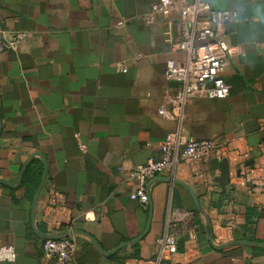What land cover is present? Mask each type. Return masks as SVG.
<instances>
[{"label":"crops","instance_id":"obj_1","mask_svg":"<svg viewBox=\"0 0 264 264\" xmlns=\"http://www.w3.org/2000/svg\"><path fill=\"white\" fill-rule=\"evenodd\" d=\"M156 1L0 0L4 30L32 32L17 52H0V246L16 251L15 262L0 264H56L42 244L65 231L73 264H150L168 218L178 245L169 264H264V0H204L239 14L224 28L231 95L181 112L172 102L179 83L165 71L185 53L166 41L168 31L180 40L175 17L144 22ZM168 133L232 144L225 188V159L182 165L175 176L198 197L212 241L189 190L160 181L171 177L148 183L146 207L130 198L138 182L129 171L158 159ZM53 187L64 204L46 209ZM93 240L105 251L126 245L106 255Z\"/></svg>","mask_w":264,"mask_h":264},{"label":"built area","instance_id":"obj_2","mask_svg":"<svg viewBox=\"0 0 264 264\" xmlns=\"http://www.w3.org/2000/svg\"><path fill=\"white\" fill-rule=\"evenodd\" d=\"M158 17L176 18L180 40L176 42L168 31L165 33L166 41L185 53V58H171L166 63V79L179 83L178 93L172 101L174 108L181 112L186 105L199 98H228L231 86L223 73L233 48L227 41L224 28L238 21V12L215 9L204 0H158L151 5L143 20L147 25H153ZM31 36V31L7 33L0 20V52H17L23 41ZM118 69L124 71L125 67L119 64ZM231 145L229 140L220 137H190L183 141L178 133H168L162 142L158 159H150L129 171V176L138 182L130 198L146 207L149 203L147 185L150 181L159 176L175 178L182 165L196 167L211 157L219 161L228 159L234 154ZM48 202L46 209L57 202L63 205V195L53 187ZM192 214L186 213L188 217ZM42 250L43 256L56 264H73L75 261L76 243L71 237H46ZM177 251V230L173 220L168 218L161 247L150 264H169ZM15 260L14 246H0V262L13 263Z\"/></svg>","mask_w":264,"mask_h":264},{"label":"water","instance_id":"obj_3","mask_svg":"<svg viewBox=\"0 0 264 264\" xmlns=\"http://www.w3.org/2000/svg\"><path fill=\"white\" fill-rule=\"evenodd\" d=\"M1 121V120H0ZM0 132H1V126H0ZM44 161V171H43V175H42V179H41V183L38 187V190L36 192V195H35V198H34V208L36 207L37 205V202H38V198H39V195H40V192L44 186V183H45V180H46V176H47V163H46V160L43 159ZM28 165V164H27ZM27 165L24 166L23 170L26 169ZM227 179H228V161L225 159L223 162H222V174H221V177L219 178L218 180V183L223 187L225 188L226 187V184H227ZM160 181H172L174 183H178V184H181V185H184L188 190L189 192L191 193L195 203H196V206H197V209L198 211L204 216L205 218V221H206V230H207V233H208V236L210 238V240L212 241L213 240V234H212V227H211V221L209 219V217L207 216V214L203 211V209L201 208L200 206V203H199V199L198 197L196 196L194 190L192 189V187L185 183L184 181L182 180H179V179H175V178H161ZM150 214H152V205L150 207ZM149 227H150V221H148V224H147V229L145 231V233H143L141 236L137 237L136 239H134L133 241H131L132 243H135L137 242L139 239H141L142 237H144V235L147 233V231L149 230ZM69 235H71V233L69 231H65L63 232L62 236H66V237H69ZM52 237H57V236H52ZM94 244L106 255H110V254H113L115 253L120 247L122 246H125L126 244H122L120 245V247L112 250V251H105L100 245L99 243L96 241V240H93ZM242 243H247L246 240H241V241H234V242H231L230 244H226V245H223L222 247H227V246H230V245H237V244H242Z\"/></svg>","mask_w":264,"mask_h":264},{"label":"trees","instance_id":"obj_4","mask_svg":"<svg viewBox=\"0 0 264 264\" xmlns=\"http://www.w3.org/2000/svg\"><path fill=\"white\" fill-rule=\"evenodd\" d=\"M40 176H41V171L39 170V173H38V179L40 178ZM250 213H253L252 208H250V210H249V214H250Z\"/></svg>","mask_w":264,"mask_h":264}]
</instances>
